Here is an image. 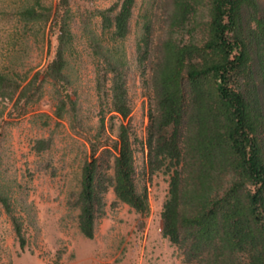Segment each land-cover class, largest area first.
<instances>
[{"label": "trees", "instance_id": "obj_1", "mask_svg": "<svg viewBox=\"0 0 264 264\" xmlns=\"http://www.w3.org/2000/svg\"><path fill=\"white\" fill-rule=\"evenodd\" d=\"M138 0H118L99 10L101 31H89L97 60V91L121 123L111 145H93L82 171L79 227L94 239L104 196L140 215L150 213L148 189L137 171L138 145L147 151V172L169 177L162 235L186 264H264V2L262 0H151L138 21L135 50L148 98L145 141L130 124L133 106L125 42ZM70 0L53 13L35 6L21 12L26 23L43 20L58 29L56 57L44 79L67 86L74 35ZM38 72L26 85L0 73V100L15 108L42 90ZM66 95L56 116L64 117ZM106 115L101 117L105 129ZM37 151L49 148L39 141ZM104 148L99 156V150ZM110 158L113 165L110 166ZM112 175H107V169ZM0 203L11 204L0 192ZM21 236V227L14 220Z\"/></svg>", "mask_w": 264, "mask_h": 264}, {"label": "rangeland", "instance_id": "obj_2", "mask_svg": "<svg viewBox=\"0 0 264 264\" xmlns=\"http://www.w3.org/2000/svg\"><path fill=\"white\" fill-rule=\"evenodd\" d=\"M117 1L70 0L74 38L67 56L68 85L64 87L44 79L56 57L58 29L43 20L26 23L21 16L30 6L45 15L51 9L54 13L59 0H0V73L26 85L41 72L43 81L36 98L27 104L23 100L17 109L15 101L0 100V192L12 210L9 214L0 203V264H186L181 251L162 235L169 177L148 174L147 151L141 144L136 165L141 187L148 189L150 213L140 215L118 202L110 188L94 239L86 238L79 227L77 199L84 165L92 160L93 145L115 141L121 123L108 113L105 95L97 91V60L87 35L101 31L96 12ZM145 1L151 2H137L132 33L125 42L133 106L130 124L142 141L149 125L148 98L137 67L135 42L140 14L149 5ZM66 95L75 107L68 102L60 119L55 113ZM39 141L50 142L49 148L39 153ZM106 171L110 176L113 173L109 168ZM14 220L21 227V236Z\"/></svg>", "mask_w": 264, "mask_h": 264}]
</instances>
